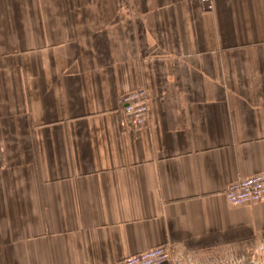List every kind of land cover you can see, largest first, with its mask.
<instances>
[{
  "label": "crops",
  "instance_id": "0c3cea01",
  "mask_svg": "<svg viewBox=\"0 0 264 264\" xmlns=\"http://www.w3.org/2000/svg\"><path fill=\"white\" fill-rule=\"evenodd\" d=\"M212 4L0 0V264L264 250V0Z\"/></svg>",
  "mask_w": 264,
  "mask_h": 264
},
{
  "label": "built area",
  "instance_id": "2783aa9c",
  "mask_svg": "<svg viewBox=\"0 0 264 264\" xmlns=\"http://www.w3.org/2000/svg\"><path fill=\"white\" fill-rule=\"evenodd\" d=\"M208 11H212V0H200ZM121 112L131 123L142 127L148 118V96L143 90L123 96L119 102ZM229 206L255 205L264 203V172L238 180L229 185L224 192ZM166 247H155L150 250L125 258L117 264H165L171 257ZM180 258V257H179Z\"/></svg>",
  "mask_w": 264,
  "mask_h": 264
},
{
  "label": "rangeland",
  "instance_id": "374dc122",
  "mask_svg": "<svg viewBox=\"0 0 264 264\" xmlns=\"http://www.w3.org/2000/svg\"><path fill=\"white\" fill-rule=\"evenodd\" d=\"M179 264H264V250L253 248L242 252L209 254L206 257L181 256Z\"/></svg>",
  "mask_w": 264,
  "mask_h": 264
}]
</instances>
